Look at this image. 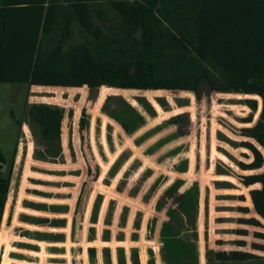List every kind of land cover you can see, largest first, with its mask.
<instances>
[{
    "label": "rangeland",
    "instance_id": "1",
    "mask_svg": "<svg viewBox=\"0 0 264 264\" xmlns=\"http://www.w3.org/2000/svg\"><path fill=\"white\" fill-rule=\"evenodd\" d=\"M54 88L64 87L0 82L5 157L0 174L10 173L9 201L0 221V264H107L106 250L111 264H118L122 253L126 264L135 258L139 264H166L161 230L170 219L168 210L178 211L177 229L185 231L193 220L179 205L184 190L207 181L208 194L224 191L234 198L239 191L241 93L212 92L206 84L201 98L188 90L88 87L72 96L63 91L57 103L49 98ZM35 102L73 110L63 122L57 160L36 156L46 147L28 113ZM125 119L133 123L131 134L119 121ZM29 160L36 162L30 170L48 177L25 179ZM175 182L181 188L173 194L167 189ZM21 193L23 210L16 216ZM235 204L224 209L235 215ZM220 220L227 222L217 231L207 227V263L202 240L201 264L214 263L215 252L231 249L236 240L235 216ZM195 224L197 243V218ZM194 235L190 231L188 237ZM90 247L96 249L94 256ZM248 262L264 264V259Z\"/></svg>",
    "mask_w": 264,
    "mask_h": 264
},
{
    "label": "trees",
    "instance_id": "2",
    "mask_svg": "<svg viewBox=\"0 0 264 264\" xmlns=\"http://www.w3.org/2000/svg\"><path fill=\"white\" fill-rule=\"evenodd\" d=\"M0 82L63 86L49 97L57 103L63 91L72 96L88 87L188 90L201 98L206 84L212 92L241 93L236 240L215 259L217 264L264 259V0H0ZM28 113L46 147L36 156L57 160L63 122L73 110L35 102ZM119 121L131 134L133 123ZM30 162L25 179L48 177L30 170L28 165L36 163ZM0 163H5L1 151ZM179 183L167 191L176 193ZM9 188L10 173L0 174V221ZM22 198L21 193L16 216ZM198 199L197 182L181 194L182 212L193 218L185 231L173 225L178 211L168 210L170 219L161 230L166 264H198V212L192 208ZM190 231L194 237H188ZM89 252L94 256L96 249ZM118 264H126L123 253Z\"/></svg>",
    "mask_w": 264,
    "mask_h": 264
},
{
    "label": "crops",
    "instance_id": "3",
    "mask_svg": "<svg viewBox=\"0 0 264 264\" xmlns=\"http://www.w3.org/2000/svg\"><path fill=\"white\" fill-rule=\"evenodd\" d=\"M198 184H199L198 204L196 206L192 207V208L196 209L197 212H198V215H197V229H198V234L199 235H198L197 246H198V253H199V263L201 264V256H202L201 241L202 240L204 241V256H206V253H207L206 247H205V246H207V240H206L207 227L209 226L211 229L215 228L216 231H217L218 227L220 228L221 226H223L227 222L225 220H223V221L220 220L219 221V219L220 218H229L231 216H235L236 223H237V217H238V191H236V194H235L234 198H230L227 193H224V191H220V190L219 191L221 193H219L218 191L211 190L210 193L208 194L206 189L210 187L209 186L211 184L210 182L205 181V183H204L205 185H203L204 187L200 183H198ZM191 186L187 187L185 190L189 189ZM218 194L220 196H218ZM7 201H9V197H8ZM233 201H236V204H235V206H236L235 215H232L230 210L224 209V208H226L228 206L227 204L233 203ZM218 242H216V244ZM217 245H219V243ZM205 260H206V263H207V256L205 257ZM215 261H216V259L214 257V263H211V264H216L217 261L216 262ZM58 264H61V263H58Z\"/></svg>",
    "mask_w": 264,
    "mask_h": 264
},
{
    "label": "water",
    "instance_id": "4",
    "mask_svg": "<svg viewBox=\"0 0 264 264\" xmlns=\"http://www.w3.org/2000/svg\"><path fill=\"white\" fill-rule=\"evenodd\" d=\"M5 168V164L4 163H0V171H2Z\"/></svg>",
    "mask_w": 264,
    "mask_h": 264
}]
</instances>
